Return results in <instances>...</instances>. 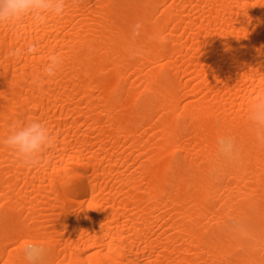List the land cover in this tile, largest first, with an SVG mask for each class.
Segmentation results:
<instances>
[{
  "label": "bare ground",
  "instance_id": "1",
  "mask_svg": "<svg viewBox=\"0 0 264 264\" xmlns=\"http://www.w3.org/2000/svg\"><path fill=\"white\" fill-rule=\"evenodd\" d=\"M262 96L264 0H65L0 25V141L29 120L56 137L31 167L0 143V264L29 243L48 264H264Z\"/></svg>",
  "mask_w": 264,
  "mask_h": 264
},
{
  "label": "clouds",
  "instance_id": "2",
  "mask_svg": "<svg viewBox=\"0 0 264 264\" xmlns=\"http://www.w3.org/2000/svg\"><path fill=\"white\" fill-rule=\"evenodd\" d=\"M64 10L65 0H0V25H10L24 17L43 22L48 15L60 16ZM142 28L141 21L131 26L133 39L140 35ZM32 51H35L34 47L29 48V52ZM141 54L139 49L132 52L134 58ZM61 62L59 56L52 55L43 69L44 76H54ZM248 119L257 143L264 146V96L257 98L249 106ZM0 143L23 165L31 167L39 164L42 154L55 146L56 137L44 122L29 120L20 126L14 125ZM217 151L228 162L237 158L235 143L231 137H219ZM22 251L25 264H48V250L44 245L29 243Z\"/></svg>",
  "mask_w": 264,
  "mask_h": 264
}]
</instances>
